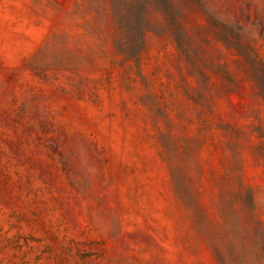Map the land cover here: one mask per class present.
I'll return each instance as SVG.
<instances>
[{
	"label": "rangeland",
	"instance_id": "374dc122",
	"mask_svg": "<svg viewBox=\"0 0 264 264\" xmlns=\"http://www.w3.org/2000/svg\"><path fill=\"white\" fill-rule=\"evenodd\" d=\"M0 264H264V0H0Z\"/></svg>",
	"mask_w": 264,
	"mask_h": 264
}]
</instances>
